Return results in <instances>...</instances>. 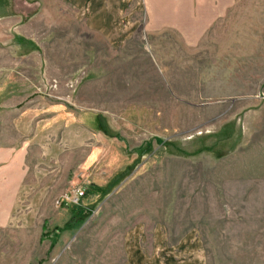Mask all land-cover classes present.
Here are the masks:
<instances>
[{
    "label": "rangeland",
    "instance_id": "rangeland-1",
    "mask_svg": "<svg viewBox=\"0 0 264 264\" xmlns=\"http://www.w3.org/2000/svg\"><path fill=\"white\" fill-rule=\"evenodd\" d=\"M70 2L0 0L23 23L0 61L36 43L18 72L31 95L0 108V149L19 141L34 163L5 205L0 264H114L156 224L196 233L207 264H264V0L195 33L140 15L113 44ZM73 186L80 202H62Z\"/></svg>",
    "mask_w": 264,
    "mask_h": 264
},
{
    "label": "crops",
    "instance_id": "crops-1",
    "mask_svg": "<svg viewBox=\"0 0 264 264\" xmlns=\"http://www.w3.org/2000/svg\"><path fill=\"white\" fill-rule=\"evenodd\" d=\"M73 7L87 10L90 24L94 31L106 33L112 42L126 41L132 36L133 29L139 26L140 15L145 17V30L156 32L173 29L179 32H203L219 16L233 5L234 0H67ZM76 1V2H75ZM82 1V2H81ZM29 18L28 23L34 20ZM21 15L0 17V40L6 36L10 43L21 42L15 39L13 31L23 24ZM18 37V36H17ZM21 44V43H20ZM28 54L10 55L0 61V108L10 109L27 101L31 95L28 81L18 72L29 70L21 63H33L32 50L35 44L26 42ZM3 48V45H2ZM9 49V48H3ZM14 51V50H13ZM30 60L32 62H30ZM19 61V62H18ZM28 78V77H27ZM23 108L20 112H26ZM53 109V107H51ZM16 109L12 110L15 111ZM12 125L17 126V121ZM42 123V120H41ZM38 124V127L42 124ZM19 126V125H18ZM19 144L4 152L0 149V232L5 225L7 211L11 203H20V184L23 175L34 174V163ZM30 144L31 141H28ZM26 171V172H25ZM264 178V175H263ZM261 178V179H263ZM264 180V179H263ZM87 199V198H86ZM88 200H86L87 202ZM124 243L122 260L114 264H207L205 249L201 238L193 231L172 237L162 225H154L151 229L135 227L130 230Z\"/></svg>",
    "mask_w": 264,
    "mask_h": 264
},
{
    "label": "built area",
    "instance_id": "built-area-1",
    "mask_svg": "<svg viewBox=\"0 0 264 264\" xmlns=\"http://www.w3.org/2000/svg\"><path fill=\"white\" fill-rule=\"evenodd\" d=\"M83 195H84V190L81 187L73 186L70 194L66 195L64 199L62 200V202L66 200L72 203H79L80 198H82ZM59 204H61V201H59Z\"/></svg>",
    "mask_w": 264,
    "mask_h": 264
}]
</instances>
